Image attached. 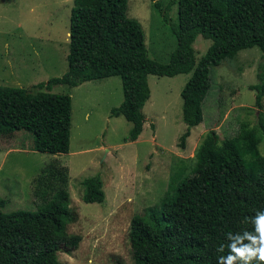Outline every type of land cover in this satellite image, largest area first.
<instances>
[{
    "label": "rangeland",
    "instance_id": "374dc122",
    "mask_svg": "<svg viewBox=\"0 0 264 264\" xmlns=\"http://www.w3.org/2000/svg\"><path fill=\"white\" fill-rule=\"evenodd\" d=\"M128 0L127 14L140 21L151 57L169 61L177 46L170 30L176 23L175 0ZM73 0H0V83L23 88L62 75L69 68V20ZM211 38L198 35L194 42L199 60ZM264 72V52L241 48L213 67L212 86L204 99V119L192 127L186 148L179 139L187 125L182 117V90L193 70L175 76L150 73L151 88L142 107L144 128L135 140H126L132 122L110 110L123 99L120 75L71 86L53 85L68 93L72 103L69 152L33 150L34 136L17 130L0 139V197L5 211H35L57 188L70 192L78 219L68 224L82 239L70 252L58 251L62 264H133L130 221L135 213L158 204L172 173H181L180 196L173 207L179 264L204 260L206 204L202 185L204 169L197 168V151L205 134L216 129L221 140L235 132L241 120L264 121L250 88ZM264 154V129L260 128ZM99 174L106 200L83 199L81 179Z\"/></svg>",
    "mask_w": 264,
    "mask_h": 264
},
{
    "label": "trees",
    "instance_id": "16d2710c",
    "mask_svg": "<svg viewBox=\"0 0 264 264\" xmlns=\"http://www.w3.org/2000/svg\"><path fill=\"white\" fill-rule=\"evenodd\" d=\"M68 37L69 68L34 84L31 88L0 83V139L17 130L34 136L33 150L66 153L71 145L72 103L68 93L52 91L58 83L71 86L88 80L120 75L124 97L110 110L132 122L126 140H135L144 128L142 107L151 94L150 73L178 75L193 70L183 88L182 117L187 127L179 139L186 148L192 127L204 119L203 102L212 86L213 67L241 48L258 46L264 52V0H175L176 23L170 30L177 46L164 62L150 56L140 21L127 14L128 0H73ZM156 5L162 6L159 0ZM198 35L211 38L199 60L194 42ZM256 90L255 104L261 108L264 72ZM264 121V120H263ZM264 122L241 120L235 132L221 140L212 128L197 151V168L204 169L202 181L206 204L205 256L195 264H217V247L227 244L226 233L240 232L252 225L246 217L264 210V154L260 150ZM181 173H172L169 188L158 204L135 213L129 237L133 264H179L175 250L173 207L180 196ZM83 199L106 200L99 174L80 181ZM0 197V264H62L58 251L70 252L82 239L68 224L78 219L70 192L57 188L35 211H5ZM117 264H125L118 260ZM256 264V262H253Z\"/></svg>",
    "mask_w": 264,
    "mask_h": 264
},
{
    "label": "clouds",
    "instance_id": "9594fccd",
    "mask_svg": "<svg viewBox=\"0 0 264 264\" xmlns=\"http://www.w3.org/2000/svg\"><path fill=\"white\" fill-rule=\"evenodd\" d=\"M245 223L252 225V230L247 228L240 232L226 233L227 244L217 247L219 255L217 264H264V210H256L255 216L246 217Z\"/></svg>",
    "mask_w": 264,
    "mask_h": 264
},
{
    "label": "crops",
    "instance_id": "0c3cea01",
    "mask_svg": "<svg viewBox=\"0 0 264 264\" xmlns=\"http://www.w3.org/2000/svg\"><path fill=\"white\" fill-rule=\"evenodd\" d=\"M89 81V80H88ZM86 82V81H85ZM85 82H83V83H85ZM83 83H81V84H83Z\"/></svg>",
    "mask_w": 264,
    "mask_h": 264
}]
</instances>
